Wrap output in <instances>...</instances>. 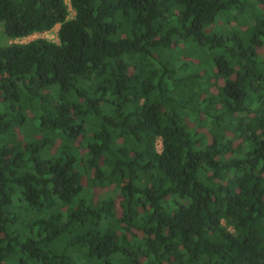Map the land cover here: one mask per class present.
Instances as JSON below:
<instances>
[{"label":"trees","instance_id":"obj_1","mask_svg":"<svg viewBox=\"0 0 264 264\" xmlns=\"http://www.w3.org/2000/svg\"><path fill=\"white\" fill-rule=\"evenodd\" d=\"M0 23L58 25L0 46V264H264V0H0Z\"/></svg>","mask_w":264,"mask_h":264},{"label":"rangeland","instance_id":"obj_2","mask_svg":"<svg viewBox=\"0 0 264 264\" xmlns=\"http://www.w3.org/2000/svg\"><path fill=\"white\" fill-rule=\"evenodd\" d=\"M65 1H67V0H65ZM72 15H73V12L69 8L68 17H72ZM57 27H58V25L56 24L48 31L33 33V34H30L28 36H24V37H21V38L8 40L4 36V34L2 32V27H1V23H0V46L4 45L6 43H9V42H26V41H29L31 39L38 38V37L46 38V39H48L50 41L57 42V38H56V29H57ZM155 148H156L157 151H159L160 148H161V143H160V139L159 138H157L156 141H155ZM222 224H224V222H222ZM227 228L229 230H231V228L229 226H227Z\"/></svg>","mask_w":264,"mask_h":264}]
</instances>
